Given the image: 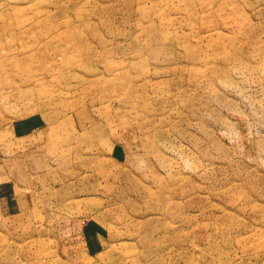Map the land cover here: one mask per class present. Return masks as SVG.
I'll use <instances>...</instances> for the list:
<instances>
[{
    "label": "rangeland",
    "instance_id": "rangeland-1",
    "mask_svg": "<svg viewBox=\"0 0 264 264\" xmlns=\"http://www.w3.org/2000/svg\"><path fill=\"white\" fill-rule=\"evenodd\" d=\"M0 264H264V0H0Z\"/></svg>",
    "mask_w": 264,
    "mask_h": 264
}]
</instances>
